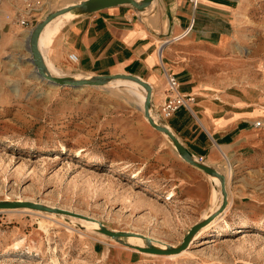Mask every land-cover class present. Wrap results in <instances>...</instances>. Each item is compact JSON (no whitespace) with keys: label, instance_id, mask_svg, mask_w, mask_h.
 <instances>
[{"label":"rangeland","instance_id":"rangeland-1","mask_svg":"<svg viewBox=\"0 0 264 264\" xmlns=\"http://www.w3.org/2000/svg\"><path fill=\"white\" fill-rule=\"evenodd\" d=\"M79 1L0 0V200L65 208L111 230L142 233L160 249L176 246L219 206V178L188 162L156 165L170 142L142 118L127 86L60 87L35 74L26 33ZM226 43L182 48L202 89L242 88L260 111L257 157L216 168L228 194L216 221L194 233L186 250L166 255L130 247L145 246L135 237L98 234L85 219L0 209V264H264V0H243ZM117 123L134 125L142 140L128 145Z\"/></svg>","mask_w":264,"mask_h":264},{"label":"crops","instance_id":"crops-1","mask_svg":"<svg viewBox=\"0 0 264 264\" xmlns=\"http://www.w3.org/2000/svg\"><path fill=\"white\" fill-rule=\"evenodd\" d=\"M198 1L196 9L186 0H157V5L142 12L131 5H118L94 13L59 16L42 30L39 49L47 66L60 73L68 71L84 77L121 73L140 77L150 85V113L156 120L157 105L166 90L163 69L173 72L180 93L195 94L192 110L183 106L164 122L183 147L214 168L224 159L233 164L252 161L263 143L262 131L254 122L260 114L257 98L238 87L217 92L202 89L191 69V55L182 50L199 46L222 49L230 37L233 15L243 0ZM70 53L78 57L76 62L69 60ZM106 84L127 86L138 96V111L148 124L142 87L136 82ZM117 125L119 131L129 133L128 145L142 140L134 125ZM169 142L164 151L160 150L164 153L154 157L155 164L167 170L172 166L169 162H187ZM192 168L198 170L193 172L204 173Z\"/></svg>","mask_w":264,"mask_h":264},{"label":"water","instance_id":"water-1","mask_svg":"<svg viewBox=\"0 0 264 264\" xmlns=\"http://www.w3.org/2000/svg\"><path fill=\"white\" fill-rule=\"evenodd\" d=\"M152 0H82L76 3V5L70 8H59L56 11L49 12L42 18L41 21L37 22V24L29 31L28 33V52L30 53L31 63L35 68V74L43 80H47L49 84L56 85V86H68L72 88H78L82 86H96V85H104L113 79L119 78L126 81H133L136 82L142 89L145 91V97L143 101L144 107V117L146 118L148 124H151L156 130L160 131L161 133L165 134L169 141L175 147L178 155L183 159L186 160L190 165L203 171L207 175H213L219 178L220 180V192H222V199L220 201L219 206L216 208L214 212L209 214L207 217L203 218L202 221L194 224L191 226L190 230L186 233L183 237L182 241L176 246H168L166 249H160L153 244H151V239L146 235L139 233V232H131V231H121V230H111L104 226L100 221L96 220L95 218L85 215L83 213H76L67 209H61L58 207H53L50 205H43L38 202L33 201H22V200H0V209H13V208H31L35 210H40L44 212H53L57 214H63L71 217H75L78 219H85L91 222H96L98 224V233L101 232L106 236L119 239L125 237H139L141 238L145 246L134 245L130 247H134L142 252L147 253H157V254H166L169 255L170 253H179L183 250H186L189 247L190 237L194 235L204 224L208 223L216 216L221 214L224 208L227 205L228 194L226 192V177L221 172H219L216 168L200 161L197 158H194L185 147L181 144L180 141L174 136L171 132L169 127L159 120H156L151 115V107H150V97H151V89L149 83L145 82L140 77L133 75V74H121L116 73L113 75H100L95 74V76H79L78 78L74 75H67V74H54L52 73L46 63L44 57L39 49V37L42 33L44 27L49 23L50 20L57 17L59 14L70 10L75 9L78 10L79 13H94V11L103 10L106 8H111V6H118V5H131L139 12L146 10V8L152 3ZM157 1V0H156Z\"/></svg>","mask_w":264,"mask_h":264},{"label":"built area","instance_id":"built-area-1","mask_svg":"<svg viewBox=\"0 0 264 264\" xmlns=\"http://www.w3.org/2000/svg\"><path fill=\"white\" fill-rule=\"evenodd\" d=\"M190 3L193 9L198 7V0H186ZM19 23L31 27L33 23H29L27 20H19ZM69 60L76 62L78 57L75 54L70 53L67 55ZM166 79L165 95L161 103L157 105L156 113L160 122H164L170 118L177 110L183 106L192 110V105L195 103V94L192 93H180L178 87V79L176 75L166 69H163ZM255 125H259L260 122L254 121ZM201 161V159H200Z\"/></svg>","mask_w":264,"mask_h":264},{"label":"bare ground","instance_id":"bare-ground-1","mask_svg":"<svg viewBox=\"0 0 264 264\" xmlns=\"http://www.w3.org/2000/svg\"><path fill=\"white\" fill-rule=\"evenodd\" d=\"M152 3L148 6V8L149 7H154L155 5H157L158 4V2L156 1V0H152L151 1ZM160 4V3H159ZM159 7V6H158ZM68 8H70V7H68ZM156 8H157V6H156ZM152 10V9H151ZM151 12V11H150ZM78 13V10L76 11L75 9H70V10H67V11H65V12H63V13H61V14H59L57 17H55V18H53V19H56V18H59V16H64V15H71V14H77ZM150 14V13H149ZM156 15V14H155ZM157 18H158V16H157ZM52 19V20H53ZM51 21V20H50ZM50 21H49V23H50ZM48 23V24H49ZM47 24V25H48ZM46 25V26H47ZM45 26V27H46ZM44 27V28H45ZM28 35L26 36V40H27V48H28ZM40 38V37H39ZM40 41V40H39ZM53 70V72H55V74H63V73H60L59 71H57V70H54V69H52ZM77 78L79 77V75L78 76H76ZM113 81H118V82H124V83H127V82H133V81H126V80H123V79H119V78H116V79H113L112 81H110V82H113ZM155 119V118H154ZM23 209V208H22ZM24 210V209H23ZM40 211V210H39ZM44 212V211H43ZM47 213V212H46ZM48 213H53V212H48ZM223 213V212H222ZM40 214H44L45 215V213H40ZM55 214H57V213H55ZM225 214V213H224ZM223 214V215H224ZM49 215V214H48ZM47 215V216H48ZM61 215H63V214H61ZM214 221H216V219L215 220H213V221H211V222H209V223H212V222H214ZM87 223L89 224L87 227L88 228H90L91 230H93V231H95L96 233H98V227L96 226V222H91V221H88L87 220ZM98 234H101V235H105V234H103V233H101V232H99ZM106 236V235H105ZM135 238H138V239H141V238H139V237H136V236H134ZM134 237H132V238H134ZM193 238V236H191V239ZM142 240V239H141ZM201 241H203L202 243H204V242H207V239L204 237V239L203 240H201ZM151 243H154V242H151ZM160 243V242H159ZM164 247H168V246H166V245H163ZM171 246V245H170ZM177 254V253H176Z\"/></svg>","mask_w":264,"mask_h":264}]
</instances>
